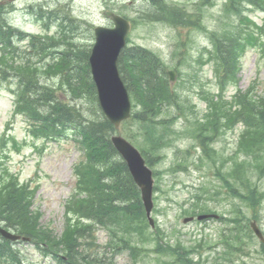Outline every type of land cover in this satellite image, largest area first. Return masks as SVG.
<instances>
[{"label":"trees","instance_id":"obj_1","mask_svg":"<svg viewBox=\"0 0 264 264\" xmlns=\"http://www.w3.org/2000/svg\"><path fill=\"white\" fill-rule=\"evenodd\" d=\"M202 1L209 3L214 0ZM239 2L240 0H229V5H226L225 9L228 16L233 13ZM236 12H239V7ZM68 25L73 30L76 29L72 18H69ZM64 34L65 32H63ZM8 35L11 36L12 33L9 31ZM217 35H221V39H225L229 32H216L215 38L219 40ZM1 39L11 43L9 38L1 37ZM55 41L58 43L57 40ZM64 41H66L64 38L59 40V42ZM46 45V42L37 39L34 48L35 54L31 52L29 56L41 57L46 53ZM63 45H65L62 46L65 57L57 64L48 66L47 70L46 66L41 64L42 58L37 63L29 59L25 65L15 69L17 74L24 77L22 82L25 81L24 90L19 92L21 111L33 121L38 120L42 116L41 114L47 110L69 111L73 114V111H78L69 108L67 103L59 100L56 97V91L49 87H42L41 77H45L44 74H51L49 71L52 70L53 74L60 72L65 75L66 89H62L63 94H68L73 99L90 100L92 105L100 111L97 106L95 88L88 75V66L75 62L77 58L88 55L87 52L83 53L70 42H64ZM43 46L46 47L44 50L41 49ZM143 57L153 64L148 54L144 53ZM121 68L124 79L129 81V87L136 99L137 107L141 106V110L138 109L133 117V120L143 121L146 130L141 134L143 140L141 146H143L147 161L154 163L160 159L157 142L165 140L167 134L160 133L153 127L152 122L157 123L155 116L160 110V107L156 105L159 102L156 101L153 94H158L163 100L165 91L161 90L160 82H157L155 90H153L151 81L147 78L148 72L144 73L139 70V75H136L133 64L129 63L126 58L121 61ZM171 100L177 104L173 97ZM97 109L83 116L86 123L81 128L83 137L81 149L85 151L86 162L75 168V175L78 178L76 191L66 206L67 220L63 232L56 235L50 224H40V213L31 210L35 191L31 190L27 184L20 185L18 179L11 176L8 169H4L1 164L0 224L9 230L30 237L33 242L41 245L40 249L46 256L59 259L61 264H115L110 257L109 259L105 257L103 252L100 255L98 254L100 252L96 251L98 245L95 232L97 229H103L108 233L109 240L106 246L111 248L113 253L128 250L134 259V264H139V255L146 252L144 244L151 242H156L154 253L157 254V264H194L190 258L196 252V249H192L193 246L191 249L185 248L181 242H177L174 248L169 243L162 245L161 241L165 240L168 235L160 228H156L155 234L149 233L150 228L139 191L125 163L110 141L115 128ZM82 115L77 112L76 120L82 121ZM255 121L254 116L243 136L244 143L249 145L252 151V161L248 168L242 166L231 174L233 179L231 189L233 191L237 188V196L241 198V202L243 201L251 208L255 207L251 210L252 217L260 221L259 209L263 207L261 202L264 199V194H260L256 190L259 186L253 185L249 173L253 168L264 172V131L258 129V124ZM33 133L36 136L40 135L39 130H34ZM129 137L132 138L130 135ZM3 145L5 146L4 142ZM240 191H244L246 194L241 195ZM196 210L197 208H194L192 212L187 210L184 215L198 214L199 211ZM200 211L199 213H210L209 209L202 208ZM235 212L236 217L233 222L238 225L250 222L251 219L245 215L243 209L235 210ZM239 217L241 218L239 219ZM243 228L248 229V225H243ZM235 230H237V235L234 236L235 244L237 245L238 241L244 243L245 241H241L238 236L239 226ZM0 247L2 257H9L12 261L17 260L15 253L8 251L5 247ZM229 247L232 251L237 252V246L234 244H229ZM261 248L264 251V245Z\"/></svg>","mask_w":264,"mask_h":264},{"label":"rangeland","instance_id":"obj_2","mask_svg":"<svg viewBox=\"0 0 264 264\" xmlns=\"http://www.w3.org/2000/svg\"><path fill=\"white\" fill-rule=\"evenodd\" d=\"M26 0H21V6H24ZM92 0H88V7L91 6ZM86 3V2H85ZM23 8L20 9V11ZM19 11V12H20ZM13 19L18 24H23L25 28L30 31H37L38 27L32 24L30 21H27L24 16L16 14L13 16ZM165 35V34H164ZM163 35V36H164ZM153 40H156L153 37ZM259 64V59L254 53L248 52L243 60V68L240 73L241 84L246 87L251 78L255 76L257 66ZM11 98H7L4 95V92H0V132L3 128H7L6 118L10 117V108H11ZM25 121H16L13 119V125L11 127V133L16 137L19 143H23L21 140L25 134ZM27 133V131H26ZM236 137L226 139L223 144L228 146L229 151L232 149ZM27 144H30V141L27 140ZM14 148L11 154V160L8 165L10 166L13 173L19 174L22 180L30 182L32 187L37 188L36 198L34 203V209H38L42 215L41 222L43 225L51 224L52 228L56 233H59L62 230L64 220V203L69 196V190H73L75 186V178L72 174V165L81 158V153L77 146L74 145L73 141H64L62 143H51L50 148H48L43 154H35L31 152V148L25 146L20 152L16 151ZM6 151L11 152V149L8 147ZM81 160V159H80ZM79 160V161H80ZM195 177H189L187 179L188 183H197L193 180ZM196 184H192V188L196 187ZM182 199L190 197L189 193L183 192L180 194ZM165 196L163 194L162 199L164 200ZM180 199V198H179ZM162 200H160L161 203ZM164 205V204H162ZM160 206V204H159ZM229 208V206H227ZM178 210L175 208L174 212ZM173 217L172 215L170 216ZM163 220V219H161ZM182 224H181V223ZM179 226L183 229V234L181 235L182 239L186 240L188 236L192 235V238H200L201 231L205 230L206 234L210 235V238L216 239L220 227L216 222H207L203 224H198L196 221L183 224L181 219ZM207 224V225H205ZM215 224V225H213ZM180 237V236H177ZM180 237V238H181ZM98 243L102 246L107 241V236L105 232L99 231L97 234ZM191 241V240H190ZM19 250L22 252L21 257L24 260L25 264H32L37 262V264H56L53 260H44L40 253L29 244H22L18 246ZM116 264H133L134 260L128 253H123L116 257ZM155 261L153 259H147L145 264H153ZM247 264H264V262H255V260L248 261Z\"/></svg>","mask_w":264,"mask_h":264},{"label":"water","instance_id":"obj_3","mask_svg":"<svg viewBox=\"0 0 264 264\" xmlns=\"http://www.w3.org/2000/svg\"><path fill=\"white\" fill-rule=\"evenodd\" d=\"M117 26V29L112 31L99 30L96 32L97 43L92 56L101 106L106 116L116 126L128 118L131 111L129 96L120 81L116 67H112L125 44L122 28L118 23ZM114 144L127 159L137 182L143 186L144 200L149 214L152 207L151 198L147 196L150 189V173L143 167L139 154L127 142L122 139H114ZM1 232L6 237H11L5 232Z\"/></svg>","mask_w":264,"mask_h":264},{"label":"bare ground","instance_id":"obj_4","mask_svg":"<svg viewBox=\"0 0 264 264\" xmlns=\"http://www.w3.org/2000/svg\"><path fill=\"white\" fill-rule=\"evenodd\" d=\"M73 23V22H72Z\"/></svg>","mask_w":264,"mask_h":264}]
</instances>
